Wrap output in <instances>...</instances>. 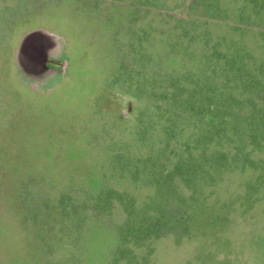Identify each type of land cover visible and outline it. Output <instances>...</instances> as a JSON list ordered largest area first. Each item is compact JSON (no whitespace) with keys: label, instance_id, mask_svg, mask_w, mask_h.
Masks as SVG:
<instances>
[{"label":"rangeland","instance_id":"rangeland-1","mask_svg":"<svg viewBox=\"0 0 264 264\" xmlns=\"http://www.w3.org/2000/svg\"><path fill=\"white\" fill-rule=\"evenodd\" d=\"M2 9L0 264H264V0Z\"/></svg>","mask_w":264,"mask_h":264},{"label":"crops","instance_id":"crops-1","mask_svg":"<svg viewBox=\"0 0 264 264\" xmlns=\"http://www.w3.org/2000/svg\"><path fill=\"white\" fill-rule=\"evenodd\" d=\"M6 9H9V7ZM6 9H2L0 14V54L5 55L13 50L14 63L18 69L20 66L17 65V58H21V54L25 50L24 47H34L36 44H39L43 50V55L47 54L50 58L48 60L51 65L58 72H61L63 70L62 61H64V58L67 59V44L65 38L52 31H47L44 29H42L43 32H40V34L36 33L35 36L29 39L27 37V32H19L22 31L19 30L20 28H16L15 32L12 33V27H10V24L8 23L11 22L8 18L9 16L6 17L4 15ZM5 18L8 21H6ZM13 34H17V37L14 38Z\"/></svg>","mask_w":264,"mask_h":264}]
</instances>
